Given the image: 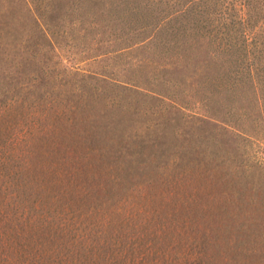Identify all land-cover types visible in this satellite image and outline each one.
I'll use <instances>...</instances> for the list:
<instances>
[{
	"label": "trees",
	"instance_id": "obj_1",
	"mask_svg": "<svg viewBox=\"0 0 264 264\" xmlns=\"http://www.w3.org/2000/svg\"><path fill=\"white\" fill-rule=\"evenodd\" d=\"M29 1L42 27L0 38V264H264V0ZM16 8L0 0V35ZM61 25L91 40L75 39L84 59L130 54L126 71H154L54 72L46 53L60 57ZM138 87L176 111L190 102L220 137L250 140L249 160L223 139L222 181L181 203L186 214L147 202L129 213L111 199L92 133L118 121L111 93Z\"/></svg>",
	"mask_w": 264,
	"mask_h": 264
},
{
	"label": "rangeland",
	"instance_id": "obj_2",
	"mask_svg": "<svg viewBox=\"0 0 264 264\" xmlns=\"http://www.w3.org/2000/svg\"><path fill=\"white\" fill-rule=\"evenodd\" d=\"M17 6L13 25L7 36L0 35L2 39H27L26 33L36 32L37 21L40 27L41 15L29 0H10ZM44 0H39L38 10ZM34 11V12H33ZM39 13V11H38ZM56 41L58 42L59 56L46 53L48 62L55 67V71L66 65L75 66L79 72L89 70H105L112 75L139 74L145 70L154 71L152 62L139 61V66H131L126 71L131 55L109 54L103 61H89L81 53L82 40L91 43L88 38L78 35L77 27L61 25ZM35 39L31 34L30 38ZM139 59L143 54L138 50ZM76 53V54H74ZM64 59V60H63ZM61 60V61H60ZM169 75L184 77L182 70L170 68ZM127 72V73H126ZM138 90V91H137ZM136 91L123 89L111 93L118 106L120 115L116 123H111L107 128L95 130L92 135L103 143L104 154L102 165L111 171V187H117V194H112L111 199H118L124 204L126 211H131L140 202H147L160 210L174 206V211L166 212L172 215L186 214L187 210L181 203L192 200H206L202 191L203 185L211 181L219 184L220 165L222 162L223 139L229 146H236L242 152V158L251 159L252 149L250 140L242 137L231 138L223 132V137L209 131L206 123L191 117V105L176 111L168 106L164 97H154L137 88ZM180 88H169L168 91L177 92ZM185 97V95H183ZM200 112L202 110L198 109ZM97 152V151H96ZM238 159V157H236ZM106 163V161H108ZM209 174L212 175L210 180ZM163 211V210H162ZM161 211V212H162ZM160 212V213H161Z\"/></svg>",
	"mask_w": 264,
	"mask_h": 264
}]
</instances>
